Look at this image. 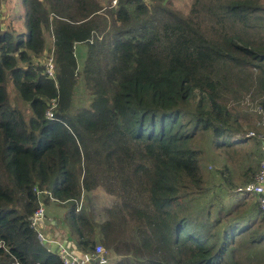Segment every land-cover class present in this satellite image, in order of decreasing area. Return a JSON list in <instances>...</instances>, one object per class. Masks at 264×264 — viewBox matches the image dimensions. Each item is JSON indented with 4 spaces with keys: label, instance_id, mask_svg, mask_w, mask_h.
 I'll return each mask as SVG.
<instances>
[{
    "label": "trees",
    "instance_id": "obj_1",
    "mask_svg": "<svg viewBox=\"0 0 264 264\" xmlns=\"http://www.w3.org/2000/svg\"><path fill=\"white\" fill-rule=\"evenodd\" d=\"M164 1L21 0L23 32L0 13V264H62L30 227L37 189L63 207L51 230L84 252L101 244L111 264H261L256 196L246 209L195 200L207 194L198 139L238 156L249 137L234 139L245 127L232 105L252 90L264 119V3L192 0L183 13ZM51 48L57 86L41 62ZM80 83L87 103L73 108ZM97 189L112 197L102 222L81 202Z\"/></svg>",
    "mask_w": 264,
    "mask_h": 264
},
{
    "label": "rangeland",
    "instance_id": "obj_2",
    "mask_svg": "<svg viewBox=\"0 0 264 264\" xmlns=\"http://www.w3.org/2000/svg\"><path fill=\"white\" fill-rule=\"evenodd\" d=\"M260 3H264V0H257ZM102 6L107 5L108 0H99ZM192 0H165L164 4L180 12L186 13L190 7ZM1 19L2 26L5 27L9 22L12 23L15 30L23 32L27 30L25 24V8L21 0H1ZM112 5V0L110 2ZM262 32L264 34V23L261 24ZM81 44H77L75 48L76 57L80 63L79 52L83 51ZM254 76L259 74V69L248 68ZM84 85L81 83L77 85L74 90L72 98L73 108L79 106L82 107L87 103V95L84 90ZM9 96L12 105L24 106L17 96L16 92L9 88ZM85 91V92H84ZM262 99L261 93L252 90L245 94L242 101L232 105L234 111L238 113L240 125L245 127L241 130V134L246 135L253 132L254 135L249 137L246 141H243L237 146L238 156L230 155L231 147L227 146L225 149L216 148L210 143V139L202 138L198 139L197 147L201 150V165L204 176V186L207 188L206 196L197 197L195 200L196 205L202 207L208 206L209 200L213 195H219L223 197L227 205L241 204L244 205L242 209L249 207L251 201L250 197L238 195L234 190H230L227 187V183L222 179V170H226L231 173L232 181L237 185H241L242 176L245 170L251 166H258V159L261 148L256 146V138L264 135V119L261 118L259 102ZM233 139V138H232ZM235 139V136H234ZM246 139V138H244ZM243 140V139H241ZM223 149V150H222ZM82 201L87 209L91 212L92 216L97 220H103L106 216V209L111 205L112 197L105 193L102 189H97L91 192L84 191ZM59 202V201H58ZM62 207L57 201H49L45 204L46 208V223L45 232L54 238L60 236L59 231L51 230L49 226L48 216L53 213V207ZM239 206V205H238ZM241 209V206L239 210ZM62 210V209H61ZM54 211H56L54 209ZM58 211V210H57ZM253 254L260 260L261 264H264V242L253 248ZM116 259V258H114ZM111 264L113 260L111 255L107 264Z\"/></svg>",
    "mask_w": 264,
    "mask_h": 264
},
{
    "label": "built area",
    "instance_id": "obj_3",
    "mask_svg": "<svg viewBox=\"0 0 264 264\" xmlns=\"http://www.w3.org/2000/svg\"><path fill=\"white\" fill-rule=\"evenodd\" d=\"M115 6L117 0H112ZM41 62L45 68L46 75L55 81V60L54 50L51 48L50 51H46L42 57ZM57 86V85H56ZM57 106L56 99H52L45 110V116L48 119L54 117V111ZM254 133L250 132L246 135L237 134L235 139H241L243 137H251ZM261 144L264 151V135L261 137ZM234 192L241 196H256L259 202V207L264 211V157L259 162V170L255 173L252 181L245 184H241L234 189ZM45 198L53 201L50 191L37 189L36 190V201L37 207L29 217V224L32 229L35 230L37 239L41 244L50 252L56 253L60 258L62 264H92L95 259H98L100 264L107 263L104 257V247L101 244H96L94 247V253L81 251L70 243H64L61 237L54 238L45 232L46 223V208Z\"/></svg>",
    "mask_w": 264,
    "mask_h": 264
},
{
    "label": "crops",
    "instance_id": "obj_4",
    "mask_svg": "<svg viewBox=\"0 0 264 264\" xmlns=\"http://www.w3.org/2000/svg\"><path fill=\"white\" fill-rule=\"evenodd\" d=\"M112 200V199H111ZM56 211H54V209H53V213H50V215L48 216V219H49V222H51V224H54L55 223V219H54V216L56 217V218H59V217H61V215H62V213H63V207H59V206H55L54 205V207H53ZM62 209V210H61ZM58 210V211H57ZM105 219V218H104ZM103 219V220H104ZM94 220L96 221V222H102L103 220H97V219H95L94 218Z\"/></svg>",
    "mask_w": 264,
    "mask_h": 264
},
{
    "label": "bare ground",
    "instance_id": "obj_5",
    "mask_svg": "<svg viewBox=\"0 0 264 264\" xmlns=\"http://www.w3.org/2000/svg\"><path fill=\"white\" fill-rule=\"evenodd\" d=\"M108 261V260H107Z\"/></svg>",
    "mask_w": 264,
    "mask_h": 264
}]
</instances>
